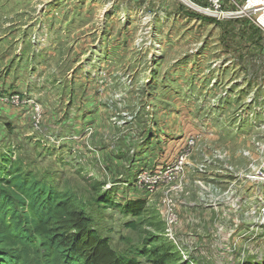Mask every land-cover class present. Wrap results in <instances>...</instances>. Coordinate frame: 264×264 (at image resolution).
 <instances>
[{
	"label": "rangeland",
	"instance_id": "1",
	"mask_svg": "<svg viewBox=\"0 0 264 264\" xmlns=\"http://www.w3.org/2000/svg\"><path fill=\"white\" fill-rule=\"evenodd\" d=\"M234 1L218 20L178 0H0V153L80 199L116 252L264 264V36Z\"/></svg>",
	"mask_w": 264,
	"mask_h": 264
},
{
	"label": "trees",
	"instance_id": "2",
	"mask_svg": "<svg viewBox=\"0 0 264 264\" xmlns=\"http://www.w3.org/2000/svg\"><path fill=\"white\" fill-rule=\"evenodd\" d=\"M18 164L11 152L0 153V264H189L151 241L116 252L80 199L37 181ZM141 207L133 204L127 214L140 216Z\"/></svg>",
	"mask_w": 264,
	"mask_h": 264
},
{
	"label": "built area",
	"instance_id": "3",
	"mask_svg": "<svg viewBox=\"0 0 264 264\" xmlns=\"http://www.w3.org/2000/svg\"><path fill=\"white\" fill-rule=\"evenodd\" d=\"M185 4L189 9L196 13L216 19H222L231 15L230 12L225 11V4L233 2L234 0H178ZM250 0H245L240 7L237 14L245 15L256 26L264 36V4L249 5ZM251 14V15H250ZM255 18H251V16ZM264 168H260L258 172L254 173V179L260 178L263 175Z\"/></svg>",
	"mask_w": 264,
	"mask_h": 264
},
{
	"label": "crops",
	"instance_id": "4",
	"mask_svg": "<svg viewBox=\"0 0 264 264\" xmlns=\"http://www.w3.org/2000/svg\"><path fill=\"white\" fill-rule=\"evenodd\" d=\"M236 4L237 3H235V1H233V2H228V3H226L225 4V11L226 12H228V11H233V8L236 6ZM234 6V7H233ZM233 7V8H232ZM238 10H240V7H238ZM238 12V11H237ZM237 12H236V15H239V17L241 18V22H240V26L243 28V27H245V28H250V30L253 32V33H256L255 34V36L257 37V39H258V37L260 38V39H263L262 37V33H261V31L256 27V26H254V24L252 23V22H247L246 20H244L243 19V16L241 15L240 16V14H237ZM230 13H232V12H230Z\"/></svg>",
	"mask_w": 264,
	"mask_h": 264
},
{
	"label": "bare ground",
	"instance_id": "5",
	"mask_svg": "<svg viewBox=\"0 0 264 264\" xmlns=\"http://www.w3.org/2000/svg\"><path fill=\"white\" fill-rule=\"evenodd\" d=\"M259 1V0H258ZM262 1V0H261ZM257 2V0H250L249 1V5L251 6V5H253V6H255V5H257V4H255ZM258 3V2H257Z\"/></svg>",
	"mask_w": 264,
	"mask_h": 264
}]
</instances>
